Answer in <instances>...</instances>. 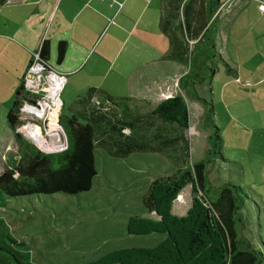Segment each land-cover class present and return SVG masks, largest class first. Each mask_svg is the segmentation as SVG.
<instances>
[{"label":"rangeland","instance_id":"obj_1","mask_svg":"<svg viewBox=\"0 0 264 264\" xmlns=\"http://www.w3.org/2000/svg\"><path fill=\"white\" fill-rule=\"evenodd\" d=\"M228 2L220 13L218 47L222 57L210 62L215 75L198 83L196 89L200 97L213 104L214 123L220 128L223 142L224 158L208 165L210 179L216 186L232 184L241 188L246 201L245 234L264 253V0ZM151 37L153 43L165 47L160 35L152 33ZM1 59L0 173L5 158L18 157L19 151L16 132L7 120L17 87L11 86ZM50 64L55 67V62ZM181 68L187 70L189 64ZM107 88L113 96L132 95L120 80ZM162 88L166 91L163 98L185 94L178 82ZM63 93L62 100H66L68 95ZM187 99L191 111L190 128L185 133L189 155L185 142L177 149L135 150L124 157L97 151L99 173L91 190L77 195L13 198L7 208L0 209L14 235L29 246L37 264L87 263L114 250L155 247L166 238L162 233L129 235L127 222L132 215L155 217L145 205L151 183L200 161L210 148L209 137L215 128L204 126L207 106L201 100ZM68 113L66 109L65 115ZM62 124L68 130L66 117ZM181 195L183 198L178 201L179 196L173 207L177 215H185L192 206V186Z\"/></svg>","mask_w":264,"mask_h":264},{"label":"trees","instance_id":"obj_2","mask_svg":"<svg viewBox=\"0 0 264 264\" xmlns=\"http://www.w3.org/2000/svg\"><path fill=\"white\" fill-rule=\"evenodd\" d=\"M184 1V34L187 54L184 55L189 68L180 78L179 93L161 101L153 110L167 130L178 127L183 134L190 128L191 111L187 98L201 100L207 106L205 128L214 126L210 134V148L205 157L192 165L182 166L171 175L155 179L149 188L145 205L155 217L132 215L127 222L129 235L166 234V238L155 247L124 248L107 253L95 261L82 264H262L264 253L257 249L246 236L247 223L243 207L241 188L232 184L216 186L210 179L208 165L218 158H224L220 128L214 123L215 109L212 103L199 96L196 85L213 77L216 70L210 62L222 57L218 47L221 33V10L226 0H181ZM4 2V0H0ZM195 10V11H193ZM195 13V16L193 15ZM66 41L58 46V59L65 58ZM50 48L44 41L41 58L48 62ZM24 86L18 89L12 108L7 114L10 127L16 132L20 120L19 110L24 98ZM131 98L92 95L93 109L106 116L116 114V108L123 113L129 108ZM66 117L68 148L46 153L16 132L18 157L9 156L3 162L0 173V209L7 208L11 199L30 195H53L64 193L77 195L92 189L99 173L97 151L113 156H127L135 151V143L141 142L146 129L133 125L121 129L122 140L116 145H98L95 130L90 123H82L76 116ZM117 121L116 118H114ZM119 119V123L122 122ZM63 125V124H62ZM39 142L45 138L38 130ZM131 142L130 150L127 143ZM186 145L189 146L188 140ZM184 144L183 142L180 143ZM182 146V145H181ZM47 147V145H46ZM189 149V147H188ZM139 151V150H138ZM189 155V150H187ZM189 185L193 190V202L185 215L173 212L175 201L181 200V193ZM0 264H37L29 246L12 232L7 221L0 214Z\"/></svg>","mask_w":264,"mask_h":264},{"label":"crops","instance_id":"obj_3","mask_svg":"<svg viewBox=\"0 0 264 264\" xmlns=\"http://www.w3.org/2000/svg\"><path fill=\"white\" fill-rule=\"evenodd\" d=\"M183 6L181 0H4L0 2L1 65L18 91L32 52L41 49L45 41L50 48L48 63L55 62V67L50 66L67 77L63 115L68 109L70 115L66 116L91 123L98 145H116L122 140L121 129L135 125L146 132L135 148L128 141V150L167 151L185 142L187 151L190 146L181 137L182 131L172 126L167 130L172 135L166 136L167 124L153 114L161 101L174 96L163 98L166 91L160 87L176 82L180 86L187 71L181 68L188 47ZM152 33L165 39V47L153 43ZM61 41H66L67 50L59 61ZM118 80L132 95H112L107 86ZM92 95L133 100L123 110L128 113L117 107L110 117L93 109Z\"/></svg>","mask_w":264,"mask_h":264},{"label":"built area","instance_id":"obj_4","mask_svg":"<svg viewBox=\"0 0 264 264\" xmlns=\"http://www.w3.org/2000/svg\"><path fill=\"white\" fill-rule=\"evenodd\" d=\"M67 83L65 74L52 68L41 58V49L32 52V60L24 77L23 100L19 110L20 124L16 130L46 153L68 148V135L60 123L62 93ZM40 131L44 143L35 140L33 132ZM56 146L49 150L45 146Z\"/></svg>","mask_w":264,"mask_h":264},{"label":"bare ground","instance_id":"obj_5","mask_svg":"<svg viewBox=\"0 0 264 264\" xmlns=\"http://www.w3.org/2000/svg\"><path fill=\"white\" fill-rule=\"evenodd\" d=\"M33 136H34L35 140L39 142L38 131L33 132ZM47 149H49V150H56L57 147L56 146H47Z\"/></svg>","mask_w":264,"mask_h":264}]
</instances>
